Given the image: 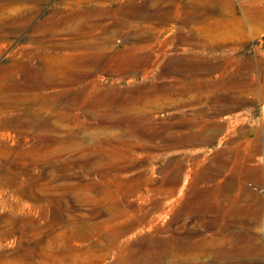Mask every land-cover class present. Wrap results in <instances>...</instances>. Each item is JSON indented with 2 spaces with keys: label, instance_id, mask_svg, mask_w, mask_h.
Returning <instances> with one entry per match:
<instances>
[{
  "label": "rangeland",
  "instance_id": "374dc122",
  "mask_svg": "<svg viewBox=\"0 0 264 264\" xmlns=\"http://www.w3.org/2000/svg\"><path fill=\"white\" fill-rule=\"evenodd\" d=\"M0 264H264V0H0Z\"/></svg>",
  "mask_w": 264,
  "mask_h": 264
}]
</instances>
